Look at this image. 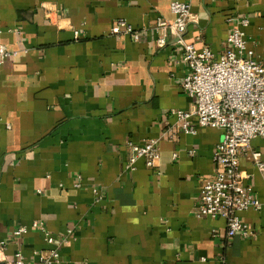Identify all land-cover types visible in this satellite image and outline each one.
Returning a JSON list of instances; mask_svg holds the SVG:
<instances>
[{
    "label": "crops",
    "instance_id": "1",
    "mask_svg": "<svg viewBox=\"0 0 264 264\" xmlns=\"http://www.w3.org/2000/svg\"><path fill=\"white\" fill-rule=\"evenodd\" d=\"M173 2L191 6L184 40L216 56L229 19L247 17V46L264 64V0H0V46L18 53L0 65V264L18 251L37 264L52 250V264H264V175L248 156L240 170L260 204L239 214L250 236L229 238L223 220L195 215L220 130L162 138L156 172L143 159L125 169L129 143L160 138L171 109L192 108L182 48L155 47V21L174 20ZM117 20L137 40L111 34ZM251 145L264 161V139ZM35 221L45 232L13 240Z\"/></svg>",
    "mask_w": 264,
    "mask_h": 264
},
{
    "label": "built area",
    "instance_id": "2",
    "mask_svg": "<svg viewBox=\"0 0 264 264\" xmlns=\"http://www.w3.org/2000/svg\"><path fill=\"white\" fill-rule=\"evenodd\" d=\"M170 8L175 17L173 21L162 18L155 21V47L163 48L169 39H173L182 48V60L187 64L189 73L181 80V87L191 101L192 108L171 109L170 116L174 122L162 132L160 138L142 146L129 143L130 156L125 169L134 171L136 162L143 159L145 166L156 172L159 168V144L162 138L174 139L177 132L194 136L197 128L220 130L222 139L213 154L214 175L201 186L195 215L199 219L223 220L229 238H248L250 232L239 214L250 208L259 209L260 204L249 183L250 176L240 170V158L248 156L258 172L264 175L261 153L253 150L251 145L255 139H264V64L255 59L253 50L247 46L244 30L250 21L245 16L229 19L233 28L226 38L223 53L216 56L209 46H203L198 51L194 44L184 40L193 19L190 4L173 2ZM47 18L50 20V15ZM74 34L76 40L81 38L77 31ZM111 34L131 35L135 40L138 38V33L124 20L114 23ZM17 55V52L0 46V65ZM173 158L176 159L177 155L174 154ZM75 186L78 188L80 184ZM92 191L95 202H100L102 196L99 188L92 187ZM29 229L45 232L44 224L35 221L30 228L19 226L15 229L13 240L17 242ZM72 233V230H68V236ZM46 240L49 244L58 245L66 242V238L55 241L49 234ZM4 245V242H0V251ZM58 257V250H52L42 254L37 264H52ZM3 264L28 263L18 251L14 261Z\"/></svg>",
    "mask_w": 264,
    "mask_h": 264
}]
</instances>
